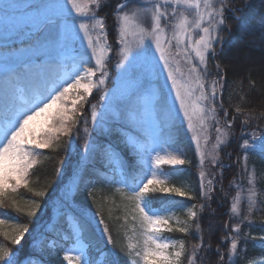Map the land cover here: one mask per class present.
<instances>
[{
    "label": "snow or ice",
    "instance_id": "obj_1",
    "mask_svg": "<svg viewBox=\"0 0 264 264\" xmlns=\"http://www.w3.org/2000/svg\"><path fill=\"white\" fill-rule=\"evenodd\" d=\"M110 5L111 0H30L23 5L13 3L0 9L6 17L14 20L19 15L23 16L19 33L33 41L29 50L39 60L36 67L40 69L34 72L33 65L26 63L23 71L28 79L25 81H20L13 73L12 79L16 81L13 102L0 108V225L8 223L10 217L6 210L9 208L26 213L29 218L36 216L39 204L33 199L21 207L17 200L18 190L23 187L36 197L46 194L30 186L34 168L42 163V150L58 149L62 136L69 138L71 147L73 130L81 123L77 117H83L78 105L82 107L88 103L93 90H100L109 82L108 54L114 51L119 57L115 65L119 70L116 86L101 97L109 101L104 117L98 120L96 105H90L91 124L98 129L99 136L111 137L114 130L108 127V118L124 122L115 129L120 143L112 139H88L89 121L83 119L86 137L82 145L83 154L58 197L64 211L77 213L79 221H83L75 224L69 236L74 243L65 250L64 259L69 264L73 259L75 264H94L89 255V245L83 242L85 225L91 226L93 217L85 209L77 210L74 204L82 189L87 190L86 195L95 202L97 189L91 177L99 163L121 169L123 188L116 191L130 203L131 218L139 222L142 230V241L133 243L129 237L125 254L135 258L130 259V264H181L185 253L184 241L163 238L160 233L174 230L170 221L178 205L172 196L190 195L181 187L169 186L170 179H174L179 169L166 172L161 167L191 163L184 158L173 131L182 115L187 128L194 133L197 127L207 131L208 122H214L216 138L212 163H219L218 182L221 184L224 168L231 165L218 160L219 151L221 146H230V138H234L232 126L242 117L236 162L247 178V186L242 187L235 182L232 185L238 191L232 198L229 218L237 217L239 222L223 238L229 242L227 257L219 248L216 249L219 264H240L247 258L249 241L259 240L264 248V236L241 231L245 221L249 227L252 226L250 218L255 211L264 210L261 208L264 205V170L258 173L255 164L249 165L250 158L264 160V127L259 123L264 120V112L257 116L246 111L242 107L245 103L243 95L240 103H230L225 107L226 72L217 57L218 49L223 51L225 44L233 47L237 43H247L249 48L259 49L264 44V14L259 18L237 15L244 13V8L230 7L228 0H118L112 11L111 28L119 41L114 47L108 43L107 16L99 15L101 9ZM245 6H250V0H245ZM229 20L236 21L235 41L224 39V33L231 32ZM130 32L137 37L134 45L128 43ZM77 40H86L87 46L83 51L74 47ZM153 45L158 57L151 51ZM69 51L75 53L71 57L72 70L60 77L54 68L58 58ZM176 56H182L189 63L187 75L180 72ZM245 58H249L247 53ZM210 61L213 62L214 73L209 66ZM162 71H166L165 84H154ZM167 81H171L174 96L165 91ZM255 88L256 82L250 81V90ZM232 98L233 93L229 92L228 100ZM229 107L234 109L230 118ZM253 122L256 126L250 129ZM125 125L130 126L128 131L134 133L135 139L124 134ZM257 129L260 135H257ZM76 139L79 140L78 134ZM191 139L195 143L199 166L203 168L208 155L204 149L209 136L194 134ZM126 150L135 153L142 164L133 174L124 170ZM226 155L231 158L232 153ZM56 176L61 177L59 170ZM214 179L206 181L205 171L199 172L198 187L205 200H211L216 191ZM220 190L223 192V187ZM241 192L245 194L241 196ZM224 195L226 198L227 193ZM242 203L244 215H241ZM196 207L193 204L187 208L190 219L197 217ZM199 207L203 211L205 205ZM98 223L103 225L101 234L112 247L102 253L105 259L96 264H120L119 254L115 251L117 246L102 215ZM180 223L177 219L176 225ZM196 228L199 232V224ZM225 229L228 230L227 225ZM175 230L187 233L189 227L178 226ZM28 232L27 223H17L11 232L0 234L12 245L20 246ZM200 239V244L192 246L189 264H196L197 253L205 247L203 238ZM39 245L40 241L34 238L33 248H39ZM207 248L211 249L210 243ZM120 251L125 249L120 248ZM0 264H43V260L41 256L31 254L22 257L20 247L13 249L0 243ZM258 264H264V259Z\"/></svg>",
    "mask_w": 264,
    "mask_h": 264
},
{
    "label": "trees",
    "instance_id": "obj_2",
    "mask_svg": "<svg viewBox=\"0 0 264 264\" xmlns=\"http://www.w3.org/2000/svg\"><path fill=\"white\" fill-rule=\"evenodd\" d=\"M117 2L118 0H111V5L100 11V14H105L107 16L109 22H111L112 19V6ZM230 7L244 8V13H237V15L259 18L264 14V0H250V6L248 7L245 6V0H230ZM229 24L231 26V32H225V40L235 41L236 21L229 20ZM257 43L260 42L257 41ZM218 53L217 59L226 72L223 97L225 100V107H228L230 103H240V96L243 95L245 96V103L242 104V107H244L246 111L257 116L261 112H264V44H261L259 49H251L248 47L247 43H237L233 47H229L225 44L223 51L219 50ZM246 53L249 58H245ZM250 81L256 82L255 89L250 90ZM229 92L233 93L231 101L228 100ZM233 113L234 109L229 107V118ZM241 119L242 117L238 118L232 126L234 138L230 142V146L227 148L224 147L227 152L232 153L231 158H226V151L223 150L225 153L223 151L221 152L223 154V161L226 165H231V167L224 168L222 184L218 182L220 181V175L218 176L216 183H214L216 191L211 200H205L199 196L200 190L197 188L198 176L196 174L195 149L193 144L186 137L184 131L180 129L178 143L187 153L185 159L190 160L191 163H186L175 168H167V171L173 172L175 169H179V171L175 172L174 179L170 180V184L176 187L189 185L193 189L192 193L195 196L192 198V201H195L197 205L195 208L197 217L193 220L190 231L187 233H181L176 230L171 232V234H174L177 238L183 239L185 244V253L181 258V264H189L192 246L201 243L200 237L203 238L205 247L197 253L196 264H219V257L216 253L217 248L227 257L229 242L225 241L223 238L228 236L231 228L239 222L237 217L229 218L230 204L232 198L238 191L232 185L235 182L242 187L247 186V178L243 176L241 167L236 162V157L239 154L238 144L241 136ZM259 123L261 127H264V120L259 121ZM255 126L256 122H253L250 129L255 128ZM260 134L259 129H257V135ZM101 139L105 140L107 138L103 136ZM60 145L58 149H46L44 151L41 157L42 163L34 168L30 176V186L36 190L44 191L46 194L43 197H36L23 187L18 190L19 195L17 196V200L21 207H25L26 202L33 199L39 204L40 207L37 210L36 216L29 218L26 213H18L11 208L6 210L10 219L8 223L5 224V226H7L6 228H8L5 231L11 232L13 226L17 223L28 224L29 232L25 234L20 246L12 245L10 241L6 240L4 236L0 234V240L8 247L13 249L18 247L21 248L22 257H26L29 254L33 256L39 255L38 249L33 248L34 238L37 239V230L51 219V214L54 209L53 205L55 204L54 200H57L61 195L60 189L63 185L61 181H63V176L66 174L65 171H67L74 157L72 145L71 147L69 146V138L61 139ZM61 161H63V164H61ZM123 161L125 166L124 170L129 174H133L139 170V167L129 155L128 150H126L123 155ZM253 164H255L258 173L264 170V160H260L258 157L250 158V167ZM58 170L61 172L60 178L56 176ZM91 178L97 189L94 193L96 198L95 202H93L91 197L86 195L87 190L82 189L76 197L74 207L77 210L86 209L90 211L98 221L101 215L104 217V222L108 225L109 231L113 237V242L117 246L115 251L119 254L120 264H130V258L125 254L127 251V244L122 215L123 199L121 194L116 191V177L113 173L108 171L107 165L97 163L95 165V172ZM257 179L259 181L260 177L258 176ZM221 187H223V192L220 190ZM225 193H227L226 198L224 195ZM172 200L178 206L189 201L187 198L179 196H172ZM201 204L205 205L203 211H201L199 207ZM241 208V215H244L243 204ZM261 208H264V205H262ZM72 215L79 221L77 213H72ZM250 219L252 221V226L249 227L248 222L245 221L241 225V231L248 232L257 237L264 236V210L255 211ZM79 222L83 223V221ZM68 224V220L63 216L62 230L67 237L71 234V228L68 227ZM197 224H199V232H197ZM225 225L228 226V230L225 229ZM101 226L103 227V225ZM1 229L2 228H0V232H3ZM50 236H53V234H50ZM83 240L89 245L88 250L94 257L99 255L100 252L106 251L108 248L112 247V245H108L106 240H103L98 235L92 223L91 226L85 225ZM60 243H62V245L58 247L59 253L51 257V259L48 260V264H60L64 261L62 255L68 242ZM209 243L211 244V249L207 248ZM120 248H124L125 251L121 252ZM261 259H264V248L261 247V242L259 240L255 242L249 241L247 245V258L241 260L240 264H258V261Z\"/></svg>",
    "mask_w": 264,
    "mask_h": 264
},
{
    "label": "rangeland",
    "instance_id": "obj_3",
    "mask_svg": "<svg viewBox=\"0 0 264 264\" xmlns=\"http://www.w3.org/2000/svg\"><path fill=\"white\" fill-rule=\"evenodd\" d=\"M28 2H30V0H0V9H3L5 5H10L13 3H18L20 5H23V4H26ZM115 4L112 6V11L115 7ZM228 4L230 6V0H228ZM22 11L23 10L20 9L21 13H22ZM112 11H111V16H112ZM99 15L105 16V14H100V13H99ZM22 22H23V16L22 15L17 16L14 20L10 17H6L4 15V13L2 11H0V108L6 107L13 102V90H14V86L16 83V81L12 79L13 73H15V75L19 78L20 81H25L28 79V76L23 71V67L26 63H31L33 65L34 72L40 70L38 67H36L37 65H39V60L36 58V56L33 54V52L29 50V47L31 46L33 41L30 40V38L28 36L21 35L19 33V28L22 25ZM107 23L109 25L108 43L113 44L115 47L118 45L119 41L116 38L117 34L114 33L112 31V28H111V25L113 24V20L111 19V22H109V20L107 19ZM136 39H137V37L134 36L130 32L129 36H128V43L131 45H134L136 43ZM224 39H225V33H224ZM86 46H87L86 40H77L76 44L74 45V47L80 51H83L86 48ZM151 51L153 53H155L154 45L152 46ZM175 51H176V49L173 48V52H175ZM218 51H219V49H218ZM65 54H67V57H66L67 59H71V57L75 53L69 51V52H66ZM155 54L157 57L159 56L158 53H155ZM108 55L110 57V62L108 64V70L110 73L109 82L105 86H102V89L93 90L92 96L88 97V103L83 104L82 107L80 105H78V108H81V111L83 112V117L82 118L79 116L77 117V119H81V123L79 125H77L76 128H74V130H73V136L71 138V145H72V152H73L74 157H73L72 161L70 162V165H69L67 171H65V173H66L65 176H63L64 177L63 178V185L60 189V194H61V191L64 189L65 185L67 184L69 178L72 176L73 171L76 168V166H77L78 162L80 161V158L83 154L82 145L85 143V139H86L85 134H84V126L85 125L82 122L83 119H87L89 121L87 127L89 130L90 136L87 138L88 139L97 138V139L103 141V139H101V137H103V136H99L98 129H96L91 124V108H90V105H93V104L96 105V112L98 114V117H97L98 120L101 117L105 116V106L108 105L109 101L107 98L102 99L101 97L103 96L104 92H110V90L116 86V83H115L116 75L119 71L115 67L119 57L115 55L114 51L110 52ZM61 58H62V56L59 57L58 59H61ZM175 59L177 61H179L180 72H183V73H185V75H187L189 63L186 62L182 56H176ZM192 62L194 63L195 61L193 60ZM212 65H213V62L210 61L209 66H210V68H212V72L214 73L215 69ZM57 69H59V67L55 66V68H54L55 73H57L60 77H64L67 73H69L72 70V67L71 66H62L61 72H58ZM158 75H159V79H158V81H154V84H165L166 71H162ZM179 78L180 77L178 76V79ZM165 91L170 92L172 96L175 95L174 91L171 88V81L166 82ZM70 103H71V101L69 100V104ZM177 106H178V102H177ZM220 115H221V113H220ZM221 117H222V115H221ZM193 122H194V124L197 123L195 119ZM123 123L124 122H122V121H117V120H114V119L109 117L108 121H107L108 127L112 128L114 131H113V135L111 137H107V136H104V137L107 139H112L117 143H120V137L116 134L115 129L119 128L121 126V124H123ZM129 127H130L129 125L124 126V129H123L124 134L131 139H135L134 133L128 131ZM214 127H215L214 122L209 121L207 131H202L199 127H197V130L194 133L193 131H191L187 128V122L183 120V116L181 115L180 122H177L176 128L173 130L176 134L177 141H178V138L180 137V129H182L184 131L186 137L190 140V142L194 146L195 153H196V160H195L196 167H197L196 174L198 176L197 188H199L198 187V185H199V172L201 170L205 171V173H206V181H207V179H212L213 177H215V179L213 181L214 183H216V180H217L219 173H220L219 163H217V164L212 163V156L214 155L212 149H213V145L215 143V138H216V133L213 131ZM77 134L79 135V140L76 139ZM194 134H199V135H201V137H203L204 135L209 136L207 148L204 149L208 155L205 159V164H204L203 168H201L199 166V157H198V154L196 152L195 143L191 139V137ZM67 138L68 137H63V136L61 137V139H67ZM232 140H233V138H230V142ZM201 142L203 145V139ZM178 145L182 149L183 153L185 154L184 158H186L187 153L185 152V150L183 149V147L179 143H178ZM45 150L46 149L42 150L43 154H44ZM223 150L226 151L224 149V147L221 146V150L219 151L218 160L225 164V162L222 159L223 154L221 153ZM128 153L132 157L135 164L139 168L142 167V164L140 162L139 157H137L135 155V153H133L130 150H128ZM226 153H229V152L226 151ZM227 157L228 156L226 155V158ZM178 166H181V165H177V166L162 165L161 167L166 172H168L167 168H175ZM108 171L110 173H113L116 177L115 178L116 189L123 188V185L120 183L121 169L119 167L113 168V167L108 166ZM169 186H172L170 184V181H169ZM180 187L183 188L185 191H189L190 195L188 197H182V198H187V200H189V201L187 203H183L177 207V210L175 211L174 218H173V220L170 221V223L173 225L174 230L178 226H188L189 231H190L191 226H192V222L194 219H190L188 217L187 208L191 207L193 204L196 205V202L192 201V198H194L195 196L192 193L193 189L189 185L180 186ZM244 194H245L244 192H241V196H243ZM173 196H175V195H173ZM199 196L201 197L200 194H199ZM54 201H55V204L53 205L54 209H53L52 214H51V219L48 222H46L41 228H39L37 230V239L40 241L39 248H37L38 252H39L38 256L42 257L43 264H48V260L51 259V257L56 256L59 253L58 247H59V245H62V243H60V242H68V245H66L67 246L66 249L71 247L72 244L74 243V240L73 239L70 240L69 237H67V235L62 230V217L65 216L66 219L68 220V222H69L68 227L71 228V233H72V230H73L75 224L77 223V220L72 215V213L66 212L60 207L58 198H57V200L55 199ZM194 210L196 211V209H194ZM88 214H89V216L93 217L91 223L96 228L98 235L103 240H105V237L101 234V231H100L102 226L99 225L98 220L96 218H94L93 214L90 211H88ZM122 215H123V222H124V232H125L126 244L128 245V243H129V237L132 238L133 243H137V242L142 241V236H141L142 230L140 228L139 222L132 220V218H131L132 217L131 205L125 199H123V202H122ZM177 219L181 222L180 225H176ZM185 222H186V224H185ZM6 227L7 226H5V225H0V228H2L1 230H3V231L8 229ZM133 229H135V231H133ZM173 231H171V232H173ZM171 232L162 231L160 233V235L163 238H168V239H173V240H183L181 238H177V236H175L174 234H171ZM50 234H53V236H50ZM83 242L86 243L84 240H83ZM0 243L4 244V242L1 240H0ZM40 249H43V252H41ZM65 250H64V253L62 255L63 259H64V255H65ZM169 251H174V250L169 249ZM103 252H105V251H102L98 256L94 257L89 251V255H90L91 259L94 261V264H96V262H98V261L105 259L102 256ZM130 259H135V258L133 257ZM60 264H69V261L64 259V261ZM71 264H75L74 259L71 262Z\"/></svg>",
    "mask_w": 264,
    "mask_h": 264
},
{
    "label": "bare ground",
    "instance_id": "obj_4",
    "mask_svg": "<svg viewBox=\"0 0 264 264\" xmlns=\"http://www.w3.org/2000/svg\"><path fill=\"white\" fill-rule=\"evenodd\" d=\"M66 57H67V54H64L61 59L57 60L56 66L59 67V69H57L58 72H61L62 66H71L72 65V60L67 59Z\"/></svg>",
    "mask_w": 264,
    "mask_h": 264
}]
</instances>
